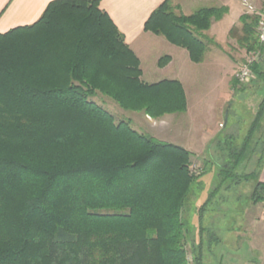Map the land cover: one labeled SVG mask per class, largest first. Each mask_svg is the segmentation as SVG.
<instances>
[{
  "label": "trees",
  "instance_id": "1",
  "mask_svg": "<svg viewBox=\"0 0 264 264\" xmlns=\"http://www.w3.org/2000/svg\"><path fill=\"white\" fill-rule=\"evenodd\" d=\"M100 3L52 0L34 23L0 32V264H189V254L203 264V243L189 238L183 214L202 175L191 169L193 153L117 122L90 99L100 92L159 118L187 111L185 88L178 79L145 82L140 58ZM226 12L185 14L164 0L145 30L201 63L203 32ZM259 18L244 13L230 30L248 53L264 50ZM263 115L264 99L256 121ZM256 127L230 148L223 178L260 177L264 155L250 173H235ZM263 200L257 180L252 203Z\"/></svg>",
  "mask_w": 264,
  "mask_h": 264
},
{
  "label": "rangeland",
  "instance_id": "2",
  "mask_svg": "<svg viewBox=\"0 0 264 264\" xmlns=\"http://www.w3.org/2000/svg\"><path fill=\"white\" fill-rule=\"evenodd\" d=\"M251 2L254 10L247 9V14H258L264 10V4L260 8L261 1ZM233 19L228 18L226 24ZM229 39L228 43L219 45L215 39L204 37L208 46L204 62H192L184 79L189 103L185 112L153 118L144 110L124 109L100 92L90 98L110 111L117 122L128 120L139 132L181 145L193 153L191 169L193 173L202 175L192 184L183 214L189 238L201 235V224L205 227L201 235L204 237L205 264L216 261L215 248L210 251L214 244L207 237H212L217 230L219 235H224L228 227L232 228L245 219L255 183L260 180L259 177L236 183L235 177L223 178L221 168L229 159L230 148H240L252 126L256 125L249 148L235 173H250L264 155V115L256 121L264 98V79H257L254 72V78L241 83L236 76L248 55L257 54L259 65L262 63L264 67V50L248 53L234 38ZM147 70L148 67L142 68V75ZM146 78L142 79L150 83Z\"/></svg>",
  "mask_w": 264,
  "mask_h": 264
},
{
  "label": "crops",
  "instance_id": "3",
  "mask_svg": "<svg viewBox=\"0 0 264 264\" xmlns=\"http://www.w3.org/2000/svg\"><path fill=\"white\" fill-rule=\"evenodd\" d=\"M51 1L0 0V32L34 23ZM163 1L101 0L100 7L109 14L123 33L126 43L140 58L143 70L148 67V72L143 71L142 78L147 79V76V81L150 82L178 79L185 88L184 79L192 63L189 52L170 43L163 36L145 30L147 19ZM256 1L258 3L261 1L262 9L264 0ZM245 2L254 5L251 0H174L185 14H190L201 7H226L227 12L224 16L219 20H213L211 27L203 32L206 37L215 39L219 45L228 43L230 30L234 26L241 25L240 18L249 9ZM228 18L234 19L226 24ZM164 55H169L171 60L161 67L158 61ZM203 62L204 60L201 63ZM260 180L264 182V164L260 172ZM245 216L242 222L235 224L236 227H228L224 235H219L217 230L214 236L207 237L209 242L212 241L214 244L210 251L215 248L216 256V261L210 264H264V200L256 204L251 203L246 209ZM194 241L195 243L201 241L204 251V237L195 234ZM203 264H205L204 252Z\"/></svg>",
  "mask_w": 264,
  "mask_h": 264
},
{
  "label": "built area",
  "instance_id": "4",
  "mask_svg": "<svg viewBox=\"0 0 264 264\" xmlns=\"http://www.w3.org/2000/svg\"><path fill=\"white\" fill-rule=\"evenodd\" d=\"M249 9L254 10V7L250 4H247ZM259 15V22L257 26L258 36L259 40L262 44H264V10L261 12H258ZM256 53V52H255ZM258 61L257 54L248 55L246 59L241 63V65L238 68V71L236 72V76L239 82L246 83L250 81L252 78H254V71H253V65L255 62ZM188 262L189 264H193V256L190 254L188 256Z\"/></svg>",
  "mask_w": 264,
  "mask_h": 264
}]
</instances>
